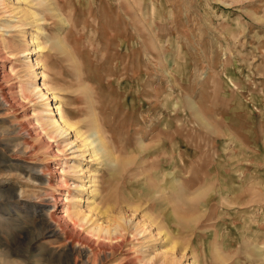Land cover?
<instances>
[{"label": "rangeland", "instance_id": "374dc122", "mask_svg": "<svg viewBox=\"0 0 264 264\" xmlns=\"http://www.w3.org/2000/svg\"><path fill=\"white\" fill-rule=\"evenodd\" d=\"M0 163V264H264V0H0Z\"/></svg>", "mask_w": 264, "mask_h": 264}, {"label": "bare ground", "instance_id": "6f19581e", "mask_svg": "<svg viewBox=\"0 0 264 264\" xmlns=\"http://www.w3.org/2000/svg\"><path fill=\"white\" fill-rule=\"evenodd\" d=\"M31 42V45H36L38 44V41L36 39H32L30 40ZM39 46L36 47L35 50H37V52L39 51ZM31 54L30 52L28 51H25L23 53L22 56H27ZM21 56V57H22ZM8 60H13V58L11 57L10 59ZM9 72V71H8ZM11 72V70H10ZM9 72V73H10ZM8 73V74H9ZM41 78H44L45 80V76L44 74L42 73V75L40 76ZM43 85V87H38L36 86L34 88V90L36 92L39 93V95H42L44 98H46L47 95H45L44 91L47 90V87ZM9 91V90H7ZM34 91V92H35ZM49 107V110L48 111H53L55 109L58 110L59 106L58 107H55V106H51L50 104L47 105ZM59 118L58 120L55 122H57L59 124L58 126V129L57 131L60 133L58 136H50V134H48V131H47V121L45 123L43 122H39V124L35 125V128L36 129H40L41 131H39L41 134L44 133V135H46L48 138H49V142L51 143L50 146H53L54 147V143L56 142V140H58V137H67V135H69L71 133V130H72V126H71V121H69V119L64 115L62 114L61 112L59 113ZM36 114H33L32 117H35ZM39 120H42V117L40 116L38 118ZM42 123V124H40ZM56 123H50L49 126H52V125H55ZM98 139L96 140L99 144L98 146L96 147H93L91 153L93 155V157H97L103 153L106 152V150H108V147L109 144H107L106 140H104L103 138L97 136ZM92 144H94V142H91V144H89V146H92ZM56 147L59 149L60 147V144H57ZM63 151L64 150H57L55 151L54 153L58 156H64L65 154H63ZM105 155V154H104ZM66 164H67V160L65 159L64 161L62 160L61 162V166L64 168L66 167ZM2 165V163H0V166ZM61 173H63L61 171ZM61 181V184H62V187L63 189L66 191V196L63 198L62 196L61 197H55L53 196V200H52V203L51 205L49 206V208L47 209V213L45 215V218L47 220H49V223L46 225V230H47V235L49 237H54L57 232L56 230H60V232L62 230L64 231H67V229L69 230L70 229V224L69 223H73V227H76L78 226V222H80L81 224L85 223L87 221L86 218H80L79 214L80 212L78 211V207L77 205H75L76 203L72 202L69 197H70V191H71V186L69 185L68 181L66 179H62L60 178ZM49 187H51L52 185L51 184H48ZM84 188V187H83ZM15 190L14 189H10V188H4V187H1L0 189V197H6V198H9V199H13L14 200V203L17 204L18 203V200L15 199ZM71 201V202H70ZM81 202V201H80ZM74 203V204H72ZM73 205V206H70V205ZM69 208L66 210L65 207H68ZM77 207V208H75ZM61 211L65 212V216H58L57 215V212H60ZM81 226V225H79ZM75 232V229H73V231L71 232H68V235L71 236V239H73V233ZM92 233H97V234H101L102 236H108L110 235L111 231L109 232V230H107L106 228H103L102 229V226L100 224L96 225L94 227V229L91 230Z\"/></svg>", "mask_w": 264, "mask_h": 264}]
</instances>
